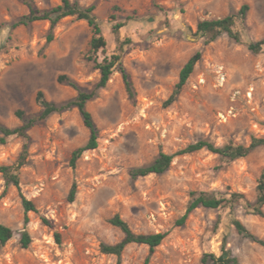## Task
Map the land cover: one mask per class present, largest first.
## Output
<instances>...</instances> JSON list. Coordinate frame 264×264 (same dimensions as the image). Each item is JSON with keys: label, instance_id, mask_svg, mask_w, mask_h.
<instances>
[{"label": "rangeland", "instance_id": "obj_1", "mask_svg": "<svg viewBox=\"0 0 264 264\" xmlns=\"http://www.w3.org/2000/svg\"><path fill=\"white\" fill-rule=\"evenodd\" d=\"M32 1L42 9L59 3ZM77 1L94 5L106 54L118 51L123 41L121 61L135 95L129 96L118 71L105 87L95 88L100 74L90 57L100 61L104 54L90 52L92 32L84 20L63 17L46 42L48 21L13 26L28 7L21 0H0V122L20 125L16 110L26 117L39 115V90L56 103L73 99L77 91L57 80L66 74L83 89L95 90L86 107L98 129L97 147L83 152L72 168V150L89 136L76 107L38 119L29 128L26 162L17 174L20 192L37 212L25 213L19 190L0 173V221L14 231L0 244V264H203V254H219L223 243L239 264H264V248L230 223L235 217L264 239V215L241 205L199 206L184 224H176L193 190L234 191L253 200L264 145L231 162L201 149L175 156L162 174L129 175L130 168L149 163L159 151L172 153L198 139L222 145L264 137V45L258 53L246 46L248 40L264 39V0ZM243 4L248 5L246 16L234 26L240 42L226 34L212 41L196 34L197 21L236 13ZM111 14L125 21L118 37L110 28ZM196 51L201 57L177 100L165 106L180 68ZM23 143L13 135L0 144V166L14 165ZM73 182L76 193L68 201ZM115 214L136 233H166L148 261L145 244H128L120 257L101 252V243L122 238L109 222ZM24 229L31 239L27 247L20 243Z\"/></svg>", "mask_w": 264, "mask_h": 264}, {"label": "trees", "instance_id": "obj_2", "mask_svg": "<svg viewBox=\"0 0 264 264\" xmlns=\"http://www.w3.org/2000/svg\"><path fill=\"white\" fill-rule=\"evenodd\" d=\"M28 7V12L21 15L18 20L13 24L17 26L30 25L34 21L46 20L49 23L48 32L46 34V42H50L53 39V29L56 24L63 17L74 16L76 19L84 20L91 28L92 37L90 39V52L97 54L103 52V58L98 61L96 57H90L93 59L95 68L99 70V80L97 81L95 88H103L106 86L111 74L114 71H118L122 77L125 85V89L129 96L134 97L135 90L131 80L129 72L126 70L121 61V50L123 41H120L118 45V51L106 54V38L103 34L102 22L98 19L94 12V5H82L77 0H59V3L49 8H38L35 6L32 0H21ZM158 8V7H157ZM248 9L247 4L241 5L236 13H230L220 18L214 19H202L196 23V34L206 37L207 41H212L218 38L222 34H226L236 42H240V35L238 31L234 30V26L238 21H243ZM130 16L126 17L130 19ZM110 28L113 34L119 36L120 28L125 24V21L118 20L116 15L111 14L109 16ZM119 40V39H117ZM129 39H127L128 42ZM264 45V39L259 41L248 40L246 42L247 48L253 52L258 53L262 50ZM200 51L194 52L182 65L178 73V79L173 86L170 95L164 100L165 106L170 105L177 100L184 84L188 77L192 73L196 62L200 59ZM57 80L60 83H65L71 86L77 91L76 96L73 99L65 101L63 103H56L45 98L42 91H37L35 99L41 106V111L37 116L26 117L22 110H16L15 115L21 120V124L15 127H9L0 122V144H4L7 138L10 136H19L24 139L22 150L14 165H1L0 173L2 174L6 184H12L20 193L21 203L25 213L27 211L37 212L35 204L27 199L21 192L19 186V177L17 174L18 169L25 164L28 153V142L30 136L28 134L29 128L38 120L44 119L52 113L61 112L70 107H76L84 126L89 131V136L86 142L72 150L68 164L72 168H75L77 160L80 158L83 152L94 149L98 144V129L93 120L90 111L86 107V103L95 96V90L83 89L73 78L66 74H60L57 76ZM264 145V137H257L252 135L248 144L228 142L222 145H216L215 143L207 139H198L194 142L188 143L186 146L176 150L172 153L159 151L152 161L147 164L132 167L129 169V175L131 179H136L148 174H162L166 172L175 156L193 153L201 149L208 150L220 158L224 162H231L237 158L244 157L251 153L256 147ZM76 193V184L73 182L68 195L67 200L73 201ZM224 205H230L232 208L236 205H241L247 212L263 216L264 205V168L261 171L257 184L256 194L253 200L247 199L243 193L229 192L221 194L218 192L197 191L190 192V199L185 208L184 213L177 219L176 224L182 225L189 216V214L197 207L202 206L206 208L216 209ZM28 221L27 216L24 217V222ZM109 222L118 227L122 232V238L115 243H101L100 250L106 254H114L120 257L124 248L130 243L145 244L148 246V255L145 261H148L150 255L154 252L155 248L162 242L166 236L165 232H148V233H136L129 224L121 218L118 214L113 215ZM235 230L243 237L256 242L264 248V239L258 237L252 233L239 219L233 217L230 221ZM14 234L13 229L0 221V244H5ZM30 235L24 229L20 234V243L23 247H27L30 242ZM203 264H239L237 257L231 254L230 250L226 247L225 243L222 244L219 254L212 252L204 253L201 257Z\"/></svg>", "mask_w": 264, "mask_h": 264}]
</instances>
